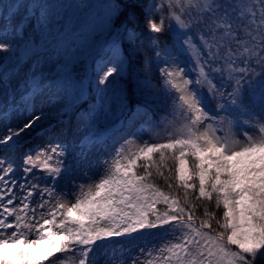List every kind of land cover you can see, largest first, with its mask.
<instances>
[{
    "label": "rangeland",
    "instance_id": "rangeland-1",
    "mask_svg": "<svg viewBox=\"0 0 264 264\" xmlns=\"http://www.w3.org/2000/svg\"><path fill=\"white\" fill-rule=\"evenodd\" d=\"M81 7L74 0H0V61L25 55L40 77L29 85L15 78L11 64L5 76L13 77L17 94L7 105L0 96V264H236L234 254L193 225L140 232L123 162L175 142L179 181L190 185L185 155L192 150L200 192L225 208L229 242L264 258V109L258 115L241 97L237 104L224 97L211 103L196 77L198 52L177 20L188 58L168 43L153 46L161 85L175 104L172 117L151 120L137 108L107 151L98 122L119 103L87 99L75 107L86 96L69 88L84 32L108 13L97 14L99 4ZM144 11L152 17L153 0ZM122 62L112 58L100 76L121 72Z\"/></svg>",
    "mask_w": 264,
    "mask_h": 264
},
{
    "label": "trees",
    "instance_id": "trees-1",
    "mask_svg": "<svg viewBox=\"0 0 264 264\" xmlns=\"http://www.w3.org/2000/svg\"><path fill=\"white\" fill-rule=\"evenodd\" d=\"M74 2L82 6L81 11L94 4L100 6L97 14L108 10L104 23L84 32L83 51L72 57L69 66V88L86 96L75 107L87 99L119 103L114 115L105 114L104 122H98L97 129L106 133L102 146L107 151L110 137L136 108H142L151 120L172 117L175 104L161 85L153 62V46L168 43L188 58L181 42L185 36L177 29V20L187 26L186 33L198 52L196 77L211 103L224 97L237 104L241 97V104L249 101L258 115H263L264 0H153L152 17L144 11L148 0ZM112 58H123V70L112 77H101L103 67ZM247 94L251 96L244 98ZM180 156L179 143H165L146 154L133 153L123 162L132 190L131 212L142 226L140 232L193 225L214 236L223 249L234 254L236 264H264V258L229 242L225 208L215 195L200 192L197 159L192 150L185 155L192 177L190 185L179 181Z\"/></svg>",
    "mask_w": 264,
    "mask_h": 264
},
{
    "label": "bare ground",
    "instance_id": "bare-ground-1",
    "mask_svg": "<svg viewBox=\"0 0 264 264\" xmlns=\"http://www.w3.org/2000/svg\"><path fill=\"white\" fill-rule=\"evenodd\" d=\"M26 56L24 55L23 58H4V60L0 61V91L4 94V102L3 105H7L10 103V101L13 99L14 94H17L15 83L13 82V77L11 75L6 78L5 73L8 69V66L13 64L14 65V71L17 75L15 78L24 77V80L29 85L34 84L35 82L40 80L37 64L35 63L34 66L28 64V62L25 63ZM18 60V62H16ZM25 72L28 74L25 76ZM53 126V124H50ZM49 129V128H48ZM47 129V130H48ZM14 137L13 135L11 136ZM0 148L1 150H5L4 146L2 145Z\"/></svg>",
    "mask_w": 264,
    "mask_h": 264
}]
</instances>
